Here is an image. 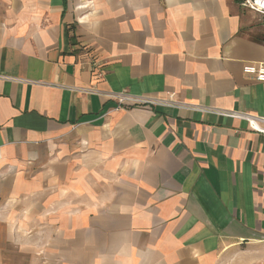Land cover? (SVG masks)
<instances>
[{
    "label": "crops",
    "instance_id": "0c3cea01",
    "mask_svg": "<svg viewBox=\"0 0 264 264\" xmlns=\"http://www.w3.org/2000/svg\"><path fill=\"white\" fill-rule=\"evenodd\" d=\"M262 21L240 0H0V255L24 236L46 264L264 245V136L223 115L264 117L242 73Z\"/></svg>",
    "mask_w": 264,
    "mask_h": 264
},
{
    "label": "rangeland",
    "instance_id": "374dc122",
    "mask_svg": "<svg viewBox=\"0 0 264 264\" xmlns=\"http://www.w3.org/2000/svg\"><path fill=\"white\" fill-rule=\"evenodd\" d=\"M23 239L25 241L21 244H25L27 247L29 245L27 236H24ZM30 242L31 247H33L32 243H36V246L39 247V237L36 241L32 237ZM21 244L8 243L5 247L4 255H0V264H46L45 258L42 257L44 255L43 252L40 253L38 251L35 254L31 251L29 252L27 248L19 250L18 245ZM219 264H264V245L261 244L259 247L252 249L243 248L236 252H231L223 257Z\"/></svg>",
    "mask_w": 264,
    "mask_h": 264
},
{
    "label": "built area",
    "instance_id": "2783aa9c",
    "mask_svg": "<svg viewBox=\"0 0 264 264\" xmlns=\"http://www.w3.org/2000/svg\"><path fill=\"white\" fill-rule=\"evenodd\" d=\"M241 6L264 19V0H240ZM242 73L259 83H264V64H246L242 68ZM223 115L247 122L251 131L264 136V117H254L239 113H224Z\"/></svg>",
    "mask_w": 264,
    "mask_h": 264
},
{
    "label": "water",
    "instance_id": "95a60500",
    "mask_svg": "<svg viewBox=\"0 0 264 264\" xmlns=\"http://www.w3.org/2000/svg\"><path fill=\"white\" fill-rule=\"evenodd\" d=\"M262 27L264 28V19H263V21H262Z\"/></svg>",
    "mask_w": 264,
    "mask_h": 264
}]
</instances>
